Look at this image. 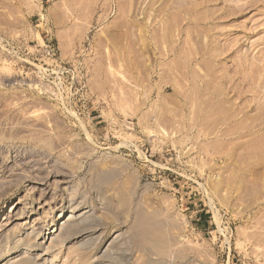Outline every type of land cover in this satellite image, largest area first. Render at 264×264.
<instances>
[{"label": "rangeland", "instance_id": "rangeland-1", "mask_svg": "<svg viewBox=\"0 0 264 264\" xmlns=\"http://www.w3.org/2000/svg\"><path fill=\"white\" fill-rule=\"evenodd\" d=\"M41 263L264 264V0H0V264Z\"/></svg>", "mask_w": 264, "mask_h": 264}, {"label": "bare ground", "instance_id": "bare-ground-1", "mask_svg": "<svg viewBox=\"0 0 264 264\" xmlns=\"http://www.w3.org/2000/svg\"><path fill=\"white\" fill-rule=\"evenodd\" d=\"M66 204H63L58 209L60 212L59 218L57 219L58 221L57 222L55 221L56 223L48 231H45L43 233L38 232L32 223L27 222L28 226L25 229V233H24V235L26 234L25 237H27V236L30 237V239H29L30 241H28V243H27L28 244L27 248H31V247H36L38 249L40 248L41 251H39L37 253V259L42 260L43 263L44 262H46V263L52 262L53 263L56 260L58 261V259L61 257V255L57 251L60 248H65L67 243H71L72 245H77V247L80 249H85L84 247L88 243L84 239V238H86V237H84L85 235L84 236L80 235L83 238H81V240H79L78 233L76 232V228H77L78 224L80 223L79 219L83 216V215L81 216L78 214L79 216H81L79 218V216L77 215V213H80V212H76L78 210L77 209L78 208L77 207V201L75 199H71ZM66 210L68 213H65ZM144 220H145V218H144ZM136 221H139V220H136ZM139 228H140V226H139ZM24 239L25 238H23V239L19 238L21 243L24 241ZM72 249H74V248H70V250H72ZM65 255H66V251H65ZM93 259H94L93 257H89L88 261L90 263H92ZM29 261H31V260H29Z\"/></svg>", "mask_w": 264, "mask_h": 264}, {"label": "built area", "instance_id": "built-area-1", "mask_svg": "<svg viewBox=\"0 0 264 264\" xmlns=\"http://www.w3.org/2000/svg\"><path fill=\"white\" fill-rule=\"evenodd\" d=\"M47 53L51 56H56V48L53 44L46 43Z\"/></svg>", "mask_w": 264, "mask_h": 264}]
</instances>
